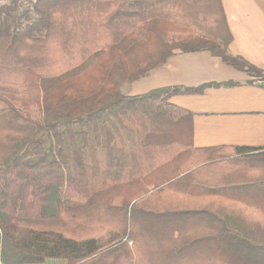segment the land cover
Here are the masks:
<instances>
[{"label":"trees","instance_id":"16d2710c","mask_svg":"<svg viewBox=\"0 0 264 264\" xmlns=\"http://www.w3.org/2000/svg\"><path fill=\"white\" fill-rule=\"evenodd\" d=\"M232 40L222 0L1 4L0 264H264V209L236 195L264 190V149L195 148L170 102L214 85L127 93L177 52L264 81Z\"/></svg>","mask_w":264,"mask_h":264},{"label":"crops","instance_id":"0c3cea01","mask_svg":"<svg viewBox=\"0 0 264 264\" xmlns=\"http://www.w3.org/2000/svg\"><path fill=\"white\" fill-rule=\"evenodd\" d=\"M227 25L233 40L229 46L232 56H239L264 72V0H222ZM255 80L206 51L177 52L166 63L152 70L148 76L134 81L129 96H137L167 87H206L201 93L178 95L170 102L193 115V146L198 149L218 147H246L264 149V88L251 83ZM224 82L236 86H221ZM230 166L235 169L243 162ZM233 167L231 169H233ZM236 178L255 171L236 172ZM212 174V172H211ZM255 189V190H254ZM241 190L235 193L249 205L264 209V190ZM201 253H204L203 251ZM213 252L209 254L212 256ZM52 264H59L52 261Z\"/></svg>","mask_w":264,"mask_h":264},{"label":"rangeland","instance_id":"374dc122","mask_svg":"<svg viewBox=\"0 0 264 264\" xmlns=\"http://www.w3.org/2000/svg\"><path fill=\"white\" fill-rule=\"evenodd\" d=\"M10 2V0H1L0 1V5L1 4H7V3H9ZM52 261H48V262H46L45 264H52L51 263ZM59 262V264H64L63 262H61V261H58Z\"/></svg>","mask_w":264,"mask_h":264},{"label":"water","instance_id":"95a60500","mask_svg":"<svg viewBox=\"0 0 264 264\" xmlns=\"http://www.w3.org/2000/svg\"><path fill=\"white\" fill-rule=\"evenodd\" d=\"M258 85H259L260 87H263V88H264V81H259V82H258Z\"/></svg>","mask_w":264,"mask_h":264}]
</instances>
